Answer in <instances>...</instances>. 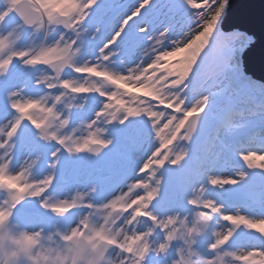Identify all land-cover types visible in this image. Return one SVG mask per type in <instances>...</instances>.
Segmentation results:
<instances>
[{
    "label": "snow or ice",
    "instance_id": "1",
    "mask_svg": "<svg viewBox=\"0 0 264 264\" xmlns=\"http://www.w3.org/2000/svg\"><path fill=\"white\" fill-rule=\"evenodd\" d=\"M53 7L0 0V175L15 183L0 184V225L19 230L20 250L29 252L62 226L73 245L102 241L121 264H150L147 247L133 258L145 236L134 225L163 226L193 210L200 221L227 229L207 245L209 257L237 245L238 236L264 240V136L258 148L233 143L239 106L264 109V68L257 79L243 59L255 37L221 27L229 0H73L70 11ZM45 25L55 27L58 42L34 46L33 32ZM185 49L179 74L163 67ZM89 77L105 86L82 83ZM143 89L149 107L137 108L125 93ZM68 97L81 103H65ZM114 110L120 115L110 118ZM80 127L86 134H69ZM178 142L184 147L176 151ZM65 159L105 167L81 182ZM84 190L92 199L82 209H120L126 242L81 218L73 193ZM233 259L264 264V244L239 245Z\"/></svg>",
    "mask_w": 264,
    "mask_h": 264
},
{
    "label": "rangeland",
    "instance_id": "2",
    "mask_svg": "<svg viewBox=\"0 0 264 264\" xmlns=\"http://www.w3.org/2000/svg\"><path fill=\"white\" fill-rule=\"evenodd\" d=\"M42 2L49 6H54L53 11L59 12L63 10L65 12L70 11L73 7V0H42ZM222 27V25H221ZM11 40H15L16 37H11ZM58 42L57 33L55 27L49 28L47 25L42 28H38L33 32L31 36V43L34 46H39L45 43ZM188 59V50L185 49L178 55L170 57L163 67L168 68L169 71L179 74L186 60ZM82 83L88 87H103L105 82L99 78L96 80L85 78ZM121 87L127 88V85H121ZM167 91V89H165ZM147 89L141 91H129L125 94L129 96L131 102L137 108L149 107L145 101L141 100V96H146ZM68 104L81 103L79 98L68 97L65 101ZM259 102H257L258 104ZM93 104L92 100H89V107ZM240 111L243 112V116L237 115L236 119L241 123V130L245 128H251L250 132L242 138L233 139L239 147H255L260 146L261 137L264 136V109L251 105H241ZM114 110L110 118L115 116ZM164 113H160L159 117L162 118ZM106 130L105 123L102 121L97 125L95 131L103 135ZM240 130V131H241ZM88 130L84 127H80L75 132H70V135L80 137L86 134ZM60 133L63 134L64 130L60 129ZM209 137L214 135L213 130H209ZM206 147H210V140L206 143ZM184 147L183 142H178L175 145V150L179 151ZM259 160L260 158H256ZM259 163V162H258ZM64 167L68 169L70 173H78L76 177L81 182H91L98 178V170L105 167V164L101 162H94L88 159L72 160L65 159ZM0 184H8L9 186H15L14 181L0 175ZM73 199L76 202L78 208L82 209L85 202L92 199L90 193L87 190L73 193ZM83 216L81 218L86 219L94 231L104 230L108 234L114 236L117 240L124 243L129 236V226L127 224L120 223V216L123 214L119 208H111L106 205H96L91 209H82ZM258 214V210H257ZM136 229H143L145 236L144 240L135 245L133 258L139 257L145 247L149 250L150 264H207L210 259L213 264H235L231 253L235 254L237 246L242 245L250 247L252 245H262L264 240H260L255 237L242 235L237 238V245L230 246L227 249L218 250L215 255L209 257L207 254V245L210 244L217 236V234H223L227 229L223 222L211 221L204 223L200 221L199 215L196 210L191 212L184 211L177 213L173 217L172 223H165L161 225H148L143 221L135 224ZM264 229V225L260 226ZM165 235V239L162 241L160 234ZM63 227H56L53 231L41 236L38 242L27 253L20 250L16 241L19 238V230L15 228L12 223H6L0 225V264H21V260L27 261V264H72L73 252L75 245L67 242L63 238ZM162 245L163 247L162 250ZM240 251H244V248H240ZM103 252V255H101ZM95 261L97 264H121L119 259V253H111L107 246L102 241H96L95 246L89 244L88 250L84 253L82 259L78 264H90ZM129 264H132L129 261Z\"/></svg>",
    "mask_w": 264,
    "mask_h": 264
},
{
    "label": "water",
    "instance_id": "3",
    "mask_svg": "<svg viewBox=\"0 0 264 264\" xmlns=\"http://www.w3.org/2000/svg\"><path fill=\"white\" fill-rule=\"evenodd\" d=\"M225 31L238 29L255 37V42L244 52L246 67L255 78H261L260 70L264 68V0H229V7L222 22ZM120 111L114 117H119ZM251 128L239 131L234 138L245 137ZM104 164L103 161H101ZM89 243L75 245L72 264H78L88 250ZM91 264H96L92 262Z\"/></svg>",
    "mask_w": 264,
    "mask_h": 264
},
{
    "label": "bare ground",
    "instance_id": "4",
    "mask_svg": "<svg viewBox=\"0 0 264 264\" xmlns=\"http://www.w3.org/2000/svg\"><path fill=\"white\" fill-rule=\"evenodd\" d=\"M176 43H177V44H181V43H182V40L177 39V40H176ZM231 256H233V253H231Z\"/></svg>",
    "mask_w": 264,
    "mask_h": 264
},
{
    "label": "clouds",
    "instance_id": "5",
    "mask_svg": "<svg viewBox=\"0 0 264 264\" xmlns=\"http://www.w3.org/2000/svg\"><path fill=\"white\" fill-rule=\"evenodd\" d=\"M21 264H27V261L21 260Z\"/></svg>",
    "mask_w": 264,
    "mask_h": 264
}]
</instances>
